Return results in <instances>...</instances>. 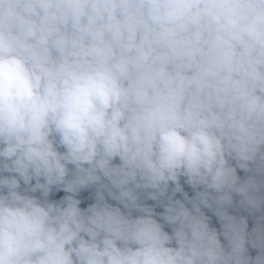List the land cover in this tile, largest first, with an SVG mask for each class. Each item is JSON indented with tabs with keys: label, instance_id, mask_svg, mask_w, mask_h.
<instances>
[{
	"label": "clouds",
	"instance_id": "9594fccd",
	"mask_svg": "<svg viewBox=\"0 0 264 264\" xmlns=\"http://www.w3.org/2000/svg\"><path fill=\"white\" fill-rule=\"evenodd\" d=\"M0 264H264V0H0Z\"/></svg>",
	"mask_w": 264,
	"mask_h": 264
},
{
	"label": "trees",
	"instance_id": "16d2710c",
	"mask_svg": "<svg viewBox=\"0 0 264 264\" xmlns=\"http://www.w3.org/2000/svg\"><path fill=\"white\" fill-rule=\"evenodd\" d=\"M187 190V189H186ZM191 194V193H190ZM159 210V209H158Z\"/></svg>",
	"mask_w": 264,
	"mask_h": 264
}]
</instances>
